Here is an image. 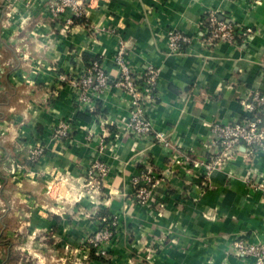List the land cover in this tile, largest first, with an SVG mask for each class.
<instances>
[{"label":"crops","instance_id":"obj_1","mask_svg":"<svg viewBox=\"0 0 264 264\" xmlns=\"http://www.w3.org/2000/svg\"><path fill=\"white\" fill-rule=\"evenodd\" d=\"M50 1L0 0V235L26 254L18 264H256L234 240L264 242V153L239 145L207 177L201 164L218 150L215 124L259 113L246 103L264 94V0H87L83 22L69 28ZM209 13L252 32L242 42L196 38L170 51V29L200 34ZM121 48L135 74L159 69L146 111L169 147L125 130L132 95L122 88L78 99L71 81L88 68L86 56L102 58L114 78ZM61 119L73 131L57 140ZM38 145L44 153L34 162ZM95 159L110 173L101 194H88L82 183ZM147 169L158 181L140 203L133 178ZM102 210L119 224L108 262L84 245ZM7 257L0 246V264Z\"/></svg>","mask_w":264,"mask_h":264},{"label":"built area","instance_id":"obj_2","mask_svg":"<svg viewBox=\"0 0 264 264\" xmlns=\"http://www.w3.org/2000/svg\"><path fill=\"white\" fill-rule=\"evenodd\" d=\"M260 2V0H252ZM87 0H51L50 9L54 17L64 20L67 28L71 27L77 19L87 14ZM206 28L201 33L188 34L175 29L167 33L168 47L172 52H181L183 48L192 43L194 39L224 40L230 42L244 41L252 29L241 28L231 22L220 20L216 13L206 16ZM115 63L119 69L118 74L111 78L107 73L102 58L98 57L92 65L86 69L77 79L71 83L78 88V99L80 101H91L93 93L100 94L110 85H115L132 95V109L126 119L123 120L125 130L138 140H146L150 143H160L165 147L172 144V140L164 131L156 130L152 121L147 116V105L156 100L159 69L150 64L142 73L135 74L125 58L123 48L119 49L115 56ZM144 83H141V82ZM248 108L258 111L253 119L215 124L213 127L215 143L218 150L203 159L202 166L205 177L217 168L223 167L234 156L239 145L245 144L252 152L264 153V94L256 92ZM73 124L71 119H61L55 129L53 136L57 140L67 139L71 136ZM44 153V147H34L30 154V160L37 162ZM15 168L23 165L19 162L13 163ZM110 168L98 159H95L89 167L82 188L85 193H102L109 177ZM61 180V179H58ZM158 179L151 169L143 170L133 178V194L140 203H147L152 197V191ZM204 184L206 182L204 181ZM52 189L49 186V191ZM262 191L264 193V184ZM101 223L104 227L101 228ZM118 218L114 216L103 217L98 221V228L85 239V248L91 252V246L96 248L97 254L106 255L108 244L116 236L118 229ZM115 226V230H111ZM237 254L242 257H255L256 264L264 263V242H254L246 237L239 236L234 240Z\"/></svg>","mask_w":264,"mask_h":264},{"label":"trees","instance_id":"obj_3","mask_svg":"<svg viewBox=\"0 0 264 264\" xmlns=\"http://www.w3.org/2000/svg\"><path fill=\"white\" fill-rule=\"evenodd\" d=\"M208 20L205 19V22H207ZM83 22V18H79L76 20V23H80ZM232 23V22H231ZM234 24V23H232ZM235 25V24H234ZM240 41L242 42V39H240ZM98 57H93L91 55H87L86 59H87V63H88V68L92 65V62ZM141 83H144L143 81ZM157 92V91H156ZM4 101V95H2L0 97V102ZM80 116H82L83 118H87L90 119V117L80 113ZM103 217H110L113 219L114 215H112L110 212L106 211V210H102L98 213L97 215V219L101 220ZM101 228L104 227V223H101L100 225ZM111 230H115V226H111ZM0 246H4L7 250H8V257L5 261L4 264H18V261L20 258H22L20 256V254L16 251L14 243L11 239H9L4 233H2L0 235ZM91 247V252H90V258L91 259H95V260H99V261H103V262H108L110 261L109 259V252H107L106 255H102V254H97L96 253V248L93 245H90Z\"/></svg>","mask_w":264,"mask_h":264},{"label":"rangeland","instance_id":"obj_4","mask_svg":"<svg viewBox=\"0 0 264 264\" xmlns=\"http://www.w3.org/2000/svg\"><path fill=\"white\" fill-rule=\"evenodd\" d=\"M19 254H20V256L22 257V258H26V254L25 253H22V251L21 250H16Z\"/></svg>","mask_w":264,"mask_h":264}]
</instances>
